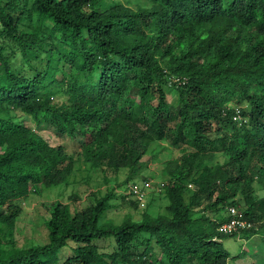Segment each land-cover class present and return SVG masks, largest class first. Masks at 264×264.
<instances>
[{
  "label": "trees",
  "instance_id": "16d2710c",
  "mask_svg": "<svg viewBox=\"0 0 264 264\" xmlns=\"http://www.w3.org/2000/svg\"><path fill=\"white\" fill-rule=\"evenodd\" d=\"M5 50H17L29 72ZM65 64L72 71L57 78ZM233 99L238 107H227ZM17 110L75 139L85 163L125 167L127 177L151 141L185 142L163 166L169 214L101 221L113 187L73 211L42 202L46 240L2 247L20 209L13 199L66 183L75 161ZM212 149L224 159L209 161ZM254 183L264 185V0H0V264H226L221 239L236 229L221 233L194 210L239 207L241 198L252 225L240 232L263 237ZM108 237L114 249L98 250L95 240Z\"/></svg>",
  "mask_w": 264,
  "mask_h": 264
},
{
  "label": "rangeland",
  "instance_id": "374dc122",
  "mask_svg": "<svg viewBox=\"0 0 264 264\" xmlns=\"http://www.w3.org/2000/svg\"><path fill=\"white\" fill-rule=\"evenodd\" d=\"M140 3L143 0H132ZM10 57V62L17 70L22 68L21 72L28 73V67L21 63L20 53L17 50H5ZM71 68L65 64L60 68L55 76L59 78L61 73H70ZM172 90L167 92V98L173 97ZM227 105L237 106L235 99L226 102ZM18 115L17 119H24L26 124L37 130L51 145H61L65 151L71 153L74 157L72 172L70 173L66 183H58L53 185L36 184L29 191L13 201L19 206L10 230L1 231V245L4 248L11 246L13 243L17 245H27L32 243L41 244L47 238V229L45 220L48 212L42 205V202H50L59 199L69 205L71 211L86 206L95 194L99 195L109 188L114 187L115 195L111 198V206L107 208L102 216L101 221H112L119 223L126 217L134 220L141 218L145 211L154 216L157 214H169L167 209L168 199L164 193V185L166 181L165 172L163 170L164 163L167 159L176 157L185 142H172L169 139H157L149 143L147 149L141 156L143 166L132 176L127 177V168L121 167L116 171L110 169L103 170L99 167H92L85 163L80 154V147L75 139H71L65 135L56 134L51 128L44 127L42 129L35 128L34 123L22 111H14ZM212 126L215 123L212 120ZM213 154L209 161H221L224 159L220 151L211 150ZM137 186L141 191L134 192L131 185ZM256 198L264 195V185L254 183ZM191 185L188 184L187 189L183 191L184 199L187 200ZM124 196V197H123ZM135 201L137 206H134ZM239 208L245 205L241 198ZM229 206V205H226ZM219 207V205L217 206ZM205 213L214 219L217 223L216 229L220 230V224L226 219L228 211L224 206L216 209H203L201 205L195 208L194 214L199 215ZM258 222V221H256ZM259 233L245 236L243 232H239L236 236H227L222 238L223 246L229 251L230 257L226 264H264V241ZM100 251L111 252L114 249V242L111 237L95 240ZM152 251L155 255H159L160 248L154 244L152 240ZM70 243L61 248L59 255V263L67 255L72 253ZM143 245H139L142 247ZM118 264V263H111Z\"/></svg>",
  "mask_w": 264,
  "mask_h": 264
},
{
  "label": "built area",
  "instance_id": "2783aa9c",
  "mask_svg": "<svg viewBox=\"0 0 264 264\" xmlns=\"http://www.w3.org/2000/svg\"><path fill=\"white\" fill-rule=\"evenodd\" d=\"M130 188L134 192L141 191L137 188V186H134V184H132ZM230 211L232 214L235 215V209L233 207H230ZM247 225H249V222H247L243 219H240L236 216H233V217H230L228 220L223 221L220 224V230H222L224 232H231L233 229L243 227V226H247Z\"/></svg>",
  "mask_w": 264,
  "mask_h": 264
},
{
  "label": "clouds",
  "instance_id": "9594fccd",
  "mask_svg": "<svg viewBox=\"0 0 264 264\" xmlns=\"http://www.w3.org/2000/svg\"><path fill=\"white\" fill-rule=\"evenodd\" d=\"M227 107H233V105H231V106L227 105ZM234 107L236 108V107H238V105L237 106H234ZM232 118L235 119L237 122H240V120H241V116L239 114L232 115ZM227 205H229V206H226L225 205V211H228L229 213L227 214L226 219L224 221L228 220L230 217L236 216V217H238L240 219H243V220L249 222V225H247V226H243V227L236 228L237 234L240 232L241 229H246V228H248V227H250L252 225V221L250 219H248V217H245V215H244V217H242V215H241L242 211L239 210L240 209L239 207L234 206V205H231V204H227ZM230 207H233L235 209V215L231 213ZM219 232L225 233V234L231 233V232H224L222 230H219Z\"/></svg>",
  "mask_w": 264,
  "mask_h": 264
}]
</instances>
